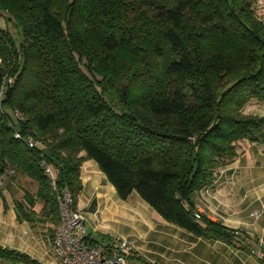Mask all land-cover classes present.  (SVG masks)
<instances>
[{"label":"trees","instance_id":"1","mask_svg":"<svg viewBox=\"0 0 264 264\" xmlns=\"http://www.w3.org/2000/svg\"><path fill=\"white\" fill-rule=\"evenodd\" d=\"M257 1L0 0L20 37L0 27V176L10 189L22 177L37 186L17 218L31 221L39 200L58 224L41 159L74 206L93 160L121 199L136 192L166 222L205 240L249 238L196 217L195 194L240 141L264 142V115L247 111L264 101ZM1 258L24 255L0 245Z\"/></svg>","mask_w":264,"mask_h":264},{"label":"crops","instance_id":"2","mask_svg":"<svg viewBox=\"0 0 264 264\" xmlns=\"http://www.w3.org/2000/svg\"><path fill=\"white\" fill-rule=\"evenodd\" d=\"M242 142L246 144L237 149L236 160L195 194V205L200 214L249 238L234 244L205 240L168 223L136 192L121 199L93 160L83 165L82 191L75 205L83 224L85 217L90 220L87 237L105 245L120 238L130 240L129 258L137 264H264L252 254L253 249L264 250V142ZM18 181L11 189H2L0 245L24 259L1 258L0 264H51L56 261V225L42 216L39 200L34 201L31 221L17 218L15 203L25 202V188ZM36 189L28 192L34 194Z\"/></svg>","mask_w":264,"mask_h":264},{"label":"built area","instance_id":"3","mask_svg":"<svg viewBox=\"0 0 264 264\" xmlns=\"http://www.w3.org/2000/svg\"><path fill=\"white\" fill-rule=\"evenodd\" d=\"M261 18H264V0H258ZM8 82L10 79L7 80ZM15 115L18 116L17 113ZM16 138H21L15 132ZM29 148L35 146V141L31 136L25 138ZM44 175L50 183V188L55 194L58 224L53 232V245L56 261L51 264H128V258L132 254L133 245L130 240L121 239L113 245L90 244L86 239L87 234L82 221V212L73 204V197L66 189L57 187L56 169L44 159L39 164ZM3 177L0 176V186ZM258 211L254 212L257 216ZM196 212L195 216L199 217ZM252 254L264 263V250L257 248L252 250Z\"/></svg>","mask_w":264,"mask_h":264},{"label":"rangeland","instance_id":"4","mask_svg":"<svg viewBox=\"0 0 264 264\" xmlns=\"http://www.w3.org/2000/svg\"><path fill=\"white\" fill-rule=\"evenodd\" d=\"M0 27L8 29V31L12 34V37L15 40V43H19L20 37H19V33H18V28L12 22H8L5 19H3L2 17H0ZM247 111L249 113L264 115V101H259V102L252 101V102H250L248 104ZM244 144H246V143L242 142L241 144H239L237 149L241 150V148H242V146H244ZM238 153L240 154V151H238ZM25 178L27 181L23 180V177L21 179H19V181L17 180L19 183H22L21 186L25 188V191H32L33 189H35L36 183L27 177H25ZM5 186H6V183L3 181V183L1 184L0 187L4 188ZM84 227L86 228V230H88L89 227H91L90 220H88V218H86V217L84 218ZM88 232H90V230H88ZM118 240H121V238ZM118 240H115V241L118 242ZM128 264H137V260L128 258Z\"/></svg>","mask_w":264,"mask_h":264}]
</instances>
